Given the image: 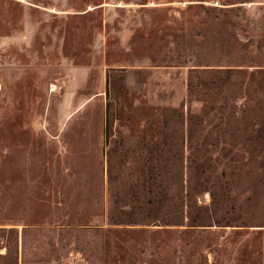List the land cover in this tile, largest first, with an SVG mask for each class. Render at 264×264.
I'll use <instances>...</instances> for the list:
<instances>
[{
    "label": "rangeland",
    "instance_id": "1",
    "mask_svg": "<svg viewBox=\"0 0 264 264\" xmlns=\"http://www.w3.org/2000/svg\"><path fill=\"white\" fill-rule=\"evenodd\" d=\"M109 66L123 78L108 90ZM213 67L248 69L241 99L263 96L264 0H0V223L81 217L85 255L49 264H264V227L107 223L108 159L161 146L165 107L218 98L194 88ZM147 154L120 158L125 208Z\"/></svg>",
    "mask_w": 264,
    "mask_h": 264
},
{
    "label": "trees",
    "instance_id": "2",
    "mask_svg": "<svg viewBox=\"0 0 264 264\" xmlns=\"http://www.w3.org/2000/svg\"><path fill=\"white\" fill-rule=\"evenodd\" d=\"M199 70L194 88L219 97L204 102L196 111L187 100L177 107H165L161 146L135 140L132 147L118 152L121 158L132 151L138 163L141 151H149L143 157L144 194L138 195L130 208H125L127 203L120 197L121 160L108 159V225L264 227V92L262 97L241 99L248 79L246 68ZM106 75L109 90L121 76L113 66ZM108 103L111 107V100ZM113 121L108 115L110 137ZM113 152L109 149V158ZM206 192L210 202L199 203V196ZM17 200L22 204L23 198ZM82 201L77 198L75 204ZM51 221L0 223V264H49L62 261L66 255L61 250L66 249L85 255V232L73 226L87 223L81 217L70 223ZM72 236L75 241L71 245Z\"/></svg>",
    "mask_w": 264,
    "mask_h": 264
}]
</instances>
